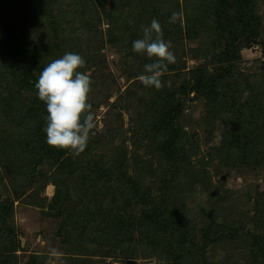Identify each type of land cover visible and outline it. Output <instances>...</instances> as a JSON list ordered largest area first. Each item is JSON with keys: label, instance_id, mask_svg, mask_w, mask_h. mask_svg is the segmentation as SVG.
<instances>
[{"label": "trees", "instance_id": "1", "mask_svg": "<svg viewBox=\"0 0 264 264\" xmlns=\"http://www.w3.org/2000/svg\"><path fill=\"white\" fill-rule=\"evenodd\" d=\"M94 1L90 0L92 4ZM113 1L115 4L112 6H117V0ZM118 1H121L122 8L131 9L133 22L125 23L129 30L133 28V31L139 32L140 23H151L155 18L172 44L178 45L184 37L188 41H195L209 34L211 48L207 51L204 49L203 59L211 54L210 63L229 65L219 66L218 69L214 67L212 72L205 66H199L191 71L189 82L183 80L177 87H163L161 90H142L149 95V103H142L144 97H136L139 105L134 109L141 114L142 120L149 123L147 130L150 136L142 148L143 152L158 154L159 164L149 177L154 183L144 186L138 179L140 175L136 177L127 174L126 159L119 160V156L117 159H110L94 154L102 146H99V142L92 143L91 137L79 156L46 143L43 131L46 127V105L38 99L34 85L44 67L52 60L62 57L64 49L60 46L62 37L51 36L46 39L41 28L47 27L54 32L55 26L67 15L78 12L81 4L82 9L86 8L87 0L38 2L40 11L27 33L19 28L20 24L13 23L9 10L10 5H14L13 0H0V103L15 106L0 114L10 115L6 122L0 121V130L20 140L19 143H12L0 134V165L8 173L7 180L9 178L15 181L19 177H27L26 175L34 176V179L44 177L41 181L43 189L51 179L39 168L47 165L49 169H53L60 184L54 180L56 190L52 201L60 204L57 207L58 215L61 218L64 216L61 226H72L78 233L74 242L76 245L73 246L75 249L69 250L73 263H83V258L74 256L78 253L82 257L83 254H92L89 247L96 244L98 256L112 257L120 250V257L126 260L124 264H130L138 252L142 253V258L159 257L163 254L164 260L160 264H182L193 253L204 255L205 252L212 251L220 241L218 236L239 235L245 236V250L250 262L260 264L262 261L264 264V234L255 237L249 230H245L250 225L258 229L260 226L264 228L259 224L264 219V192L257 190L252 197L255 212L252 217H249L250 212H243L249 224L239 222V219H235L234 223H216L217 218L206 212L207 208H214V202L212 206L197 208L190 216L184 208L193 206L191 201L196 195L213 201L215 199L217 202L224 200L225 182L219 178L223 171L237 172L248 165L253 170H264V99L260 103L249 104L251 110L246 111L231 94H224L231 87L232 62L239 58L237 34L258 36L260 20L256 16L255 0H184L182 5L178 0ZM181 12L185 16L187 14L183 23L180 19ZM173 13H177L176 20L169 23ZM75 40L78 42L81 39ZM75 40L71 39V42L76 44ZM131 76L132 73L128 74V77ZM138 91L139 88L132 93ZM187 91L188 94L203 96L211 112L228 114L227 127L222 130L219 145L210 147L206 157H198L193 164L190 162L189 150H185L180 144L181 138L178 136L181 131L179 118L184 98L188 97ZM254 96L257 94L252 97ZM121 103L123 102H118L119 106ZM141 104L144 106L143 113L139 112ZM132 159L133 169L140 170L137 173L146 171L143 166L147 161H143L140 154L133 153ZM151 162L154 163V160ZM20 164L24 168L23 173L22 169L18 172L16 168ZM79 171L82 179L90 185H103L102 198H109L110 201L108 204L102 203L106 206L104 208L75 205L73 211L61 213V207L67 206L66 202L69 201L68 193L63 188L65 180L62 175L76 174ZM212 172L220 179V185L216 187L210 181ZM26 183L30 188L35 182ZM199 187L205 191L199 192ZM217 187H221L218 195H212V190ZM247 197L251 199V194ZM15 198L18 199L15 194L11 198H0V264H43L39 255L32 254L26 261H21L16 254L21 250L20 241L16 239L14 229L8 222ZM229 239L233 241L234 238ZM63 243L64 241L61 242ZM261 244L263 248H259ZM174 249V253L170 252ZM220 259L219 256L214 257L210 263L221 264ZM233 259L232 255L222 261L234 264Z\"/></svg>", "mask_w": 264, "mask_h": 264}, {"label": "rangeland", "instance_id": "2", "mask_svg": "<svg viewBox=\"0 0 264 264\" xmlns=\"http://www.w3.org/2000/svg\"><path fill=\"white\" fill-rule=\"evenodd\" d=\"M41 1L13 0V7L12 4L10 5L9 10L12 13L13 23L20 24L19 28L25 33L30 31V25H34V18L38 16L40 11L38 2ZM60 2L61 0H58V3ZM178 2L182 5L184 0H178ZM116 3L117 6H112L115 4L113 0H95L92 4L90 0H87L86 8L82 9L81 4L78 12L67 15L55 26L54 32L47 27L41 28V30L46 39H50L51 36L62 37L60 46L64 49L63 54L67 52L77 53L86 61L85 67L79 70L89 73L92 80L88 102L92 105L96 127L94 129L95 134L91 136V141L92 143L99 142V146H102L93 153L110 159H117L118 156L120 157H118L119 160L126 159L127 174L136 177L140 175L138 179L142 181L144 186H150L154 182L149 177L152 170H155L159 165L157 163L158 154L152 151L143 152L142 148L147 144L146 141L150 136L147 130L149 123L147 120H142L141 114L136 112L134 108L139 105L136 102V97H144L142 103H149L150 101L149 95L143 93L142 90L147 88L151 90L152 87H145L138 77L144 74V65L152 61L144 54L133 52L131 47L134 40L142 38V27L149 26L150 23H140L138 25L139 32L133 31V28L129 30V26L125 23L132 24L133 22L131 9L129 7L122 8L121 1L117 0ZM255 5L256 16L260 20L258 36L237 34L236 43L238 44L239 58L232 62L234 66L230 73L232 77L231 87L229 92H224V94H231L232 98L236 99L246 111L251 110L249 104L260 103L261 99H264V0H255ZM186 16L185 13L181 12L182 23ZM163 34L165 40H170L169 36L166 37L165 30H163ZM77 38L81 40L77 42L75 40ZM71 39H74L76 44L72 43ZM57 42L59 43V41ZM210 42L211 39L207 34L206 37L195 41H188L184 37L178 45L172 44L176 62L169 64L168 71L161 77L164 87H177L183 80L189 82L191 71L199 66H205L209 72H212L214 67L218 69L222 65L228 66L229 63H210L211 54L203 59L204 49L207 51L211 48ZM217 52L218 50L215 51V53ZM140 57L141 60H138ZM130 73L133 76L128 77ZM137 88H139L138 93H132ZM253 94H257V96L252 97ZM186 96L188 97L184 98L182 113L179 118L181 131L178 136L181 138L180 144L185 147V150H189L190 162L193 164L198 157H206L210 147L219 145L222 130L227 127L228 114L211 112L200 94H188L187 91ZM121 97L122 100H120ZM118 102L123 103L119 106ZM14 107L0 103V114ZM143 108L144 106L141 104L139 106L140 113L144 112ZM5 114L7 113L2 114L3 116L0 115V121L6 122L10 117V115ZM0 134L12 143L15 141L19 143L20 141L4 130H0ZM133 153L140 154L142 160L147 161L143 166L146 171L142 170L143 173L141 174L137 173L140 170L135 171L133 169ZM151 160H154V163ZM248 166L246 168L241 167L242 170H237V172L223 171L224 173L219 176L220 179L225 176L224 200L217 202L215 199L213 201V199L200 198L202 195H196V198L191 201L193 205L191 208L184 206L185 212L190 216L191 213L197 211V208L212 206V202H214V208H207L206 212L217 218L215 219L216 223H232L235 219H239V222L249 224L250 222H247L243 212H250L249 217L255 214L252 197L257 190L264 192V170L262 168L253 170L254 168ZM21 167V164L16 166L18 172L22 169L23 173L24 168ZM39 169L51 179L43 189L41 188V181L44 180V177L34 179V176L26 175L27 177L24 178L18 176L19 179L15 181L8 178V181L6 178L8 173L0 165V198L4 199L7 196L11 198L14 197V194L15 197H18L17 200L15 198L12 216L8 222L14 229L13 233L16 235V239L20 241L22 251L16 253L20 260L26 261L32 254H36L39 255L43 264H124L126 260L120 257V250L116 251L112 257H102L96 254L98 249L96 244L89 247L92 254H83L82 257L78 253L74 256V258H83L85 260L83 263H73L70 259L72 254L69 250L76 245L74 242L78 233L72 226L65 225L63 228L61 226L64 216L61 218L58 215L57 207L60 204L52 201L56 190L54 183L56 173L47 165ZM82 177L80 171L76 174L65 173L62 175L65 180L63 188L68 193L69 201L66 202L67 206L61 207V213L73 211L75 205H94L104 208L106 206H103L102 203H109V198H102L101 189L103 185L92 186L85 182ZM219 178L216 173L212 172L210 181L214 187L220 185ZM56 180L60 184L59 180ZM27 181L31 184L35 183L28 188ZM198 189L199 192L205 191L202 187ZM220 189L221 187H217L211 193L215 192L217 196ZM4 193L5 195H3ZM248 194H251V199H248ZM259 224L264 226V219L260 220ZM61 230L62 232H60ZM245 230H249L255 237L264 234V228L261 226L258 229L250 225L246 226ZM217 238L220 241L214 245L212 251L205 252L204 255L193 253L185 258L182 264H212L210 262L217 256L221 258V264H225L222 259L232 255L234 264H255L250 262V258H247L246 244H244L245 236L224 237L221 235ZM227 238L234 239L228 241ZM63 241L64 243L61 244ZM259 248H263V245H259ZM248 249L251 248L248 247ZM172 251L174 253L175 249L170 250V252ZM138 254L136 258L132 259L134 264H160L164 256L162 254L159 257L142 258V253L138 252Z\"/></svg>", "mask_w": 264, "mask_h": 264}, {"label": "clouds", "instance_id": "3", "mask_svg": "<svg viewBox=\"0 0 264 264\" xmlns=\"http://www.w3.org/2000/svg\"><path fill=\"white\" fill-rule=\"evenodd\" d=\"M176 17L177 13H173L169 23H174ZM142 33V38L132 42V51L146 55L152 62L144 65V74L138 79L145 87L161 90V77L168 65L176 62L173 45L163 38L162 26L155 18L149 26L142 27ZM85 65L80 54L67 52L47 64L34 85L38 99L46 105V143L76 156L86 149L96 127L88 102L92 80L89 73L79 70Z\"/></svg>", "mask_w": 264, "mask_h": 264}, {"label": "water", "instance_id": "4", "mask_svg": "<svg viewBox=\"0 0 264 264\" xmlns=\"http://www.w3.org/2000/svg\"><path fill=\"white\" fill-rule=\"evenodd\" d=\"M225 178V176L224 177H222V179H224ZM216 193L214 192L212 195H215ZM130 264H134V262L133 261H130L129 262Z\"/></svg>", "mask_w": 264, "mask_h": 264}]
</instances>
